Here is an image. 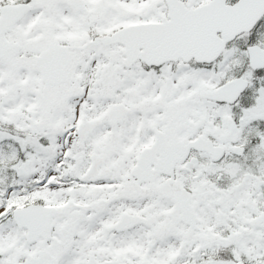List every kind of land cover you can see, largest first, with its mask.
I'll use <instances>...</instances> for the list:
<instances>
[{
	"label": "snow or ice",
	"instance_id": "obj_1",
	"mask_svg": "<svg viewBox=\"0 0 264 264\" xmlns=\"http://www.w3.org/2000/svg\"><path fill=\"white\" fill-rule=\"evenodd\" d=\"M0 264H264V0H0Z\"/></svg>",
	"mask_w": 264,
	"mask_h": 264
}]
</instances>
